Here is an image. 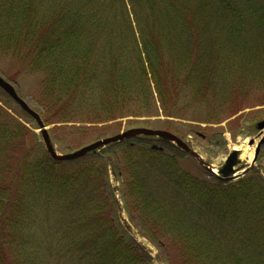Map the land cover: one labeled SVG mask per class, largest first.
I'll use <instances>...</instances> for the list:
<instances>
[{
  "label": "trees",
  "instance_id": "1",
  "mask_svg": "<svg viewBox=\"0 0 264 264\" xmlns=\"http://www.w3.org/2000/svg\"><path fill=\"white\" fill-rule=\"evenodd\" d=\"M6 59L0 72L17 92L18 73L39 75L31 98L44 123L71 129L56 135L69 149L73 131L124 117L220 123L264 106V0H0ZM152 143L53 161L0 106V264H151L121 233L109 162L130 220L165 264H264L258 170L222 181Z\"/></svg>",
  "mask_w": 264,
  "mask_h": 264
},
{
  "label": "rangeland",
  "instance_id": "2",
  "mask_svg": "<svg viewBox=\"0 0 264 264\" xmlns=\"http://www.w3.org/2000/svg\"><path fill=\"white\" fill-rule=\"evenodd\" d=\"M7 60L8 59L4 61L0 60V69L1 67H4L6 69L12 67L11 62ZM15 79L18 83L17 86L21 90V93L19 92L21 97L26 98L32 106L37 108L34 103L35 101L31 98V95L36 94L37 85L40 81L39 75H26L23 73H18ZM10 82L15 86L13 81ZM0 97L3 98L2 102H4L6 106L9 107L11 111L15 113V115H17L18 118L28 121L27 119L29 118H25V115L21 112L22 110L18 108L10 99L6 98L5 95L3 96L1 92ZM189 115L195 117L200 116L201 109L193 108L189 111ZM236 116L239 118L240 124L233 129H231L228 124L231 119H227L219 124L205 125L202 123L197 124L196 121L187 122L186 119H175V117L168 121L163 115L160 114L159 116L151 117V119L124 117L112 122L110 121L104 124H97L83 133H81V131H73V133L70 134L68 138L69 140H72V147L78 148L81 145L88 144L105 136L114 135L128 128L146 126L149 128L152 127L158 129H167L178 134L181 137H184V139L186 138L185 140H187V143L201 157V161L206 166L208 165L210 168L217 170V168L223 163V160L227 153L236 144L241 148V158H243L244 160H248V152L254 151L255 144L250 145L247 142L249 141V138H253L255 140L257 139L256 135L259 129L256 127V123L264 119V106L261 109L257 107L249 110L245 109L243 112L238 113L232 117L235 118ZM247 118L252 119L250 120ZM29 120L30 121L28 122V124H26L28 126L36 127L35 122L32 119ZM263 122L264 120L260 123ZM56 125L60 124H51L50 126H48V133L50 134V137H54V141L52 143H54L55 149L60 153H64L65 151H67V148L64 147L65 144L63 145L61 143H58L56 141V138L59 133L66 136V131H70L71 129L56 130ZM262 127L260 128L262 129ZM196 130L199 132V135L196 134ZM34 131L36 132L35 137L37 138L38 144L43 146L42 142L40 141L41 137L39 135L38 129L33 128V132ZM203 135L204 137L202 138L201 136ZM32 139L34 140V137ZM32 139H30V142H33ZM206 139L208 141H206ZM209 139H211V141ZM245 139L246 145L242 146L244 145L242 141ZM107 170V180L109 183L108 190L111 192V194H113L114 201L117 200L114 214L120 220L119 223L122 225L120 229L121 233L128 232L129 235L132 236V239L150 255L151 264H165L162 261L160 249L152 242H150L148 238L144 237V232H141L139 227H137V225H135V223L130 220L129 214L126 210L127 208L125 207V200H123L124 198L120 190L121 182L123 181V178L121 176L123 174L121 173V175H119L116 168H113L111 162H109Z\"/></svg>",
  "mask_w": 264,
  "mask_h": 264
},
{
  "label": "water",
  "instance_id": "3",
  "mask_svg": "<svg viewBox=\"0 0 264 264\" xmlns=\"http://www.w3.org/2000/svg\"><path fill=\"white\" fill-rule=\"evenodd\" d=\"M0 88H2L19 106L22 110H24L28 115H30L38 124V127L40 129V133L43 139V143L45 144L47 153L55 159L59 161H70L77 159L81 156H84L88 152L99 150L111 143L121 141L125 138L128 137H133V136H155V137H160V138H166L167 140L175 143V145H178L180 148L194 154L186 145L185 143L175 134L166 131V130H160V129H151V128H144V127H135V128H129L123 132H120L118 134H115L113 136L105 137V139H99L94 142H91L77 150L72 151L70 153L66 154H58L56 151H54V148L52 144L50 143V138L47 133V129L45 128L44 123L42 122L40 116L38 113L35 112L28 104L25 102L23 99H21L17 93L15 92L14 88L12 87L11 84L6 82L1 76H0ZM259 127L264 126L263 123L258 124ZM264 141V135L262 138L258 141L255 149V156L258 154L257 152L259 151V147L261 142ZM253 140H250V144H252ZM237 153H239L238 150H234L230 153L228 158L226 159V162L220 172L223 175H229V173H232L234 171L233 166L237 165L240 161L237 158ZM195 155V154H194Z\"/></svg>",
  "mask_w": 264,
  "mask_h": 264
},
{
  "label": "bare ground",
  "instance_id": "4",
  "mask_svg": "<svg viewBox=\"0 0 264 264\" xmlns=\"http://www.w3.org/2000/svg\"><path fill=\"white\" fill-rule=\"evenodd\" d=\"M256 142H257V140H256ZM242 143L244 144V145H242V146H245V145H246V139L243 140ZM236 145H237V144H236ZM236 145L234 146L235 148H236ZM237 148H238V149H241L239 145L237 146ZM251 152H252V151L248 152V153H249V155L247 156V157H248V161H250V160L252 159V157H253V155H252Z\"/></svg>",
  "mask_w": 264,
  "mask_h": 264
}]
</instances>
